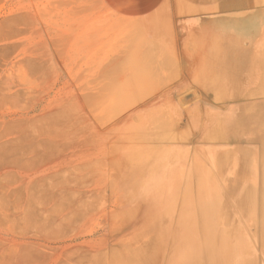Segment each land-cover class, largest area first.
<instances>
[{"label": "rangeland", "instance_id": "obj_1", "mask_svg": "<svg viewBox=\"0 0 264 264\" xmlns=\"http://www.w3.org/2000/svg\"><path fill=\"white\" fill-rule=\"evenodd\" d=\"M224 2L167 0L152 16L126 19L102 0H0V264H147L132 239L195 196L185 182L194 162L204 195L230 205L217 227L235 229L230 264L264 262L263 225L233 206L247 182L235 184L224 165L229 152L248 150L262 177L264 156L248 134L263 129L254 106L264 105V11L251 16L248 46L258 55L237 62L252 72L230 89L209 39L181 26ZM247 115L258 123L246 126ZM162 133L182 141L160 144Z\"/></svg>", "mask_w": 264, "mask_h": 264}, {"label": "bare ground", "instance_id": "obj_2", "mask_svg": "<svg viewBox=\"0 0 264 264\" xmlns=\"http://www.w3.org/2000/svg\"><path fill=\"white\" fill-rule=\"evenodd\" d=\"M229 5H231V4H229ZM230 23L232 25L229 29L227 28L228 31L226 30L227 32H226L225 39L229 43L228 46H229L230 52L232 53L230 55L234 56L231 58H235L236 63H235V65H232V66L228 65L226 68L224 67L225 71H224L223 84L227 87V89H230L232 87L239 85L240 81L239 82L237 81L239 79L238 75H240L241 73L247 74V73L252 72V69L249 68L250 70H248V67L250 65L248 67H246V65H248L247 62L245 64V66L243 65V63H241V65H239V64H237V62H239V61L243 62L244 60L246 61L250 58L252 59L253 56L255 55L253 49L250 48V46H244L246 44V43H244L245 41L251 43V41L254 39V37L252 36L251 28H249V26H248V19H245L242 17H236L233 21H230ZM212 36H214V35H212ZM215 36H217V35H215ZM225 39H223V40H225ZM227 42H225V43H227ZM212 43L210 46L213 45ZM243 43H244V45H243ZM220 45L218 48H220ZM240 47H242V49H244L243 54L239 53ZM256 47H253V48H256ZM224 51L226 52V50H224ZM218 52H220V51H218ZM256 55H258V54H256ZM219 57L221 58V56H219ZM252 62H255V61H252ZM218 67H219V65H218ZM222 76H221V78H222ZM243 80H242V82H243ZM236 82H237V85H236ZM249 82H246V84H248ZM224 90H225V88H224ZM260 95H262V94H260ZM196 98H197V96H196ZM245 99H246V97H245ZM254 107L260 111H264V105H255ZM249 109H250V107H249ZM158 118H161V116ZM253 120H255V121H253ZM258 121H259V117H257V118L248 117V115H247V117H244L243 120H241V122L245 123L246 126H249V124L251 122H255V124H256V123H258ZM260 121L262 122V128L263 129H261V131L259 133H256L255 135L248 134V138H249L250 143H252L253 145H256L261 150V152L263 154L260 157L262 158L264 156V118H263V120H260ZM163 124H165V123H163ZM247 129L248 128H246V130ZM160 131L163 132L162 130H160ZM244 132H245V130H244ZM162 134H164V136H165V133H162ZM201 134H202V132H201ZM159 135H160V133H159ZM239 135L240 134L236 135L237 137H235V136L229 137L232 140H230V141L227 140L228 143L233 142V141L235 143H238L237 139L238 140L241 139V137ZM163 137H161V138H163ZM165 138H166V140L160 141L158 143L161 144V142H163V143L168 142L169 143V141H171V143H172L173 141L174 142H178V141L181 142L182 141L181 139L176 140L175 138H172V136L170 137L169 135L165 136ZM229 138H227V139H229ZM139 141H141V140H139ZM183 141L185 144L186 140L184 139ZM192 141L193 140L187 139V144H192L193 143ZM207 142H209V141L207 140ZM224 143H221V144H224ZM204 145H205V143H204ZM236 145H240V144H236ZM231 146H233V145H231ZM233 147H231V149ZM223 148H225V147H223ZM226 148H228V147L226 146ZM189 151H190V149H189ZM231 151H233V150H231ZM252 154L253 153H251L248 150H235L233 153H231V155L229 152V155L225 159L226 162H224V165H226L225 169H229L232 172V177H233V181H235V184H238V181H240L242 179H245V181L247 182V185H245L244 188H241V190H235L238 192V194H237V196L233 202V206L237 207L238 210L240 209L243 216L252 215L253 212H254V214L256 213L255 217L257 216V219H259L258 221L260 222V223H257V226L260 224V226L263 225L262 227H264V220L262 218V217H264V195H262V193H261L262 191L264 192V169L261 166V168L263 169L262 170L263 171L262 177L260 176L261 179L259 180V178H258V180L256 182L255 178L257 176V169H256L255 164L250 160V156H252ZM193 155H195V154H192V156ZM219 155H224V154H219ZM219 157H216L217 158L216 163L218 166V167L216 166V168H219V164H220L219 162H221ZM188 159H190V158H188ZM196 160H198V159L196 158ZM262 160H264V159H262ZM260 161H261V159H260ZM188 162L189 161L187 160L186 166H188ZM198 162H197V164H198ZM204 162H206V161L204 160ZM189 163H191V162H189ZM261 165H262V163H261ZM188 168H189V166H188ZM195 168H196V162H194L192 170L188 169L190 171V173L187 170L188 172L186 174H188V175H187V179L185 181L186 185H187L188 179L190 178L189 183H190V185L192 184L194 187L195 196L192 197V199L188 198V197L181 198L177 205L173 204L174 206L169 207V213L171 212V214L175 215L176 219L168 221L166 217H167V215H169V213H163V217H162V220L160 222H155L154 224L145 227L144 228L145 229L144 234L138 235L136 238L132 239L136 242V244L139 245L141 250L143 248L145 249V252H143L144 257L142 256L143 259H145L144 261H147L150 264H176V263H178V264H218V262L221 263V259H227L226 264L231 263V259H232V255H233L232 253H234V252L229 251V248L233 250L235 245H230L229 243L231 240L230 238L235 233V229H233V230L231 229V231L229 230L226 232L222 231L220 234L218 233V230H217L218 213L220 212L221 209H223L225 207L228 208L230 205H227L228 203L224 202L226 204L225 207H221L218 205L215 206L216 199L207 198V196L204 195V191H205L204 190V184H205L204 180L202 178L199 179V177L193 178V176H192V175H194L193 172H195ZM221 168H224V167L221 166ZM223 170L224 169H222V173H224ZM214 175L218 176V174H214ZM223 175L224 174H222V176ZM188 176H190V177H188ZM210 176H212V175L210 174ZM218 177H220V175ZM225 178H227V176L224 178L222 177L221 179L225 181ZM220 183H221V181H220ZM230 183H232V182H230ZM232 184L234 185V183H232ZM221 186H222V184H221ZM191 188H192V186H191ZM192 191H193V188H192ZM259 191L261 193L260 194L261 196L259 195L260 197L258 198L260 200V202L257 201L258 199L256 198L257 197L256 194ZM221 193H224V192L221 191ZM231 193H233V190H231ZM183 194H184V191H183ZM224 195H226V194L224 193ZM171 196H173V195H171ZM175 201H176V199H175ZM196 211L198 212V216L194 217ZM229 212H228V217L230 218ZM222 215L223 214H221V216ZM160 216H161V214H160ZM229 218H227V219H229ZM196 219H197V222H195ZM223 219H226V218H223ZM221 220H222V218H221ZM224 221L226 223H224L223 225H225V224L227 225L229 223V222H227L229 220H224ZM219 222H220V220H219ZM194 225H196V227ZM253 226H252V228H253ZM260 228H257L258 231ZM218 229L220 231L221 228L219 227ZM166 230H168V231H166ZM260 231H261V229H260ZM159 232H166L167 235L165 237L159 239V238H157L158 236H155V234L159 233ZM258 233L259 232H257V236H258ZM261 234L264 235V231ZM262 235H261V237L258 238V240L261 241V239H264V238H262ZM259 236H260V233H259ZM139 247L137 246V248H139ZM255 248H256V246H255ZM141 250H139V251L142 252ZM160 251H164V252L160 254ZM141 255H143V254L141 253ZM141 255L139 254L137 259L139 257H140V259H142ZM139 262L140 261L138 259V264H139ZM263 263L264 262H262V264ZM259 264H260V262H259Z\"/></svg>", "mask_w": 264, "mask_h": 264}, {"label": "crops", "instance_id": "obj_3", "mask_svg": "<svg viewBox=\"0 0 264 264\" xmlns=\"http://www.w3.org/2000/svg\"><path fill=\"white\" fill-rule=\"evenodd\" d=\"M166 1L167 0H102L104 5L113 14L126 19H140V18H146L152 16L159 10V8ZM212 1H216V0H212ZM223 1L225 2L222 5L223 11L221 13L211 16L201 15L199 17H196L195 19L185 18L181 20L182 23L181 26H183L185 29H192V26H194L195 32L198 37H203L205 39H209L211 43L213 42L212 47L214 48L211 47L212 50H210V52L216 58L212 63L213 65L232 66L235 65L236 61L235 58H231L234 56L230 55L232 53L230 52L228 46L229 43L225 39L226 37L225 34L228 31V30L226 31V29L227 27L232 25V24L229 25V21H233L236 17H242L248 19V26L249 28H251L252 12L259 10L264 11V8H257V7L251 8V3L256 0H223ZM236 2H239L242 5L235 7L234 3ZM214 6H217V4H212L211 7ZM211 34L214 36H212ZM244 43H246L245 46H248L247 45L248 43L250 44V42L247 41H245ZM219 45L220 48H218ZM217 50L220 52H218ZM224 50H226V52ZM219 56H221V58Z\"/></svg>", "mask_w": 264, "mask_h": 264}]
</instances>
